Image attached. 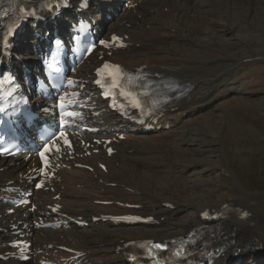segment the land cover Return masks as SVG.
Instances as JSON below:
<instances>
[{
  "label": "bare ground",
  "instance_id": "6f19581e",
  "mask_svg": "<svg viewBox=\"0 0 264 264\" xmlns=\"http://www.w3.org/2000/svg\"><path fill=\"white\" fill-rule=\"evenodd\" d=\"M100 1L112 3L116 0L91 1L89 12L99 16V22L107 11ZM243 1L247 4L251 2V0H130V2H139V5L135 10L125 8L120 15V22H129L131 27L109 25L108 32L117 31L119 35L128 36V43L134 42V45H129L125 50L114 52L109 60L127 66L144 65L151 73L159 72L163 77L176 79L178 84L188 85L189 90L173 102L164 114L163 118L170 125L171 130L160 128L142 134L136 128L123 125L111 114L103 113L106 133L103 137L114 134L119 129H125L128 131L127 140L120 143V150L111 159L100 156V160L107 163V173L98 167H95L94 173L77 168L61 172L62 182L57 184V188L61 192V204L70 215L91 217L107 212L123 213L124 210L116 205L102 206L95 202L100 199L118 202L130 199V202L141 206L142 213H150L156 206L154 213L160 216L165 215L167 204L177 206L182 204L186 208L187 215L171 223V227L166 228L167 230H163V237L184 234L191 227L200 224L199 214L209 208L204 195L207 190V179L203 176L214 166L211 167L212 159L198 158V149L193 146L192 137L198 134L200 128H213L219 121L217 118L221 120L222 115L228 108L231 109L232 105L243 106L248 100L240 96L226 100L217 96L214 100L208 101L207 97L213 91V86L205 83L208 77L201 78L198 74L192 73L189 67L197 68L198 62H206L211 66L226 62L227 67L231 66L227 55L221 52V43H217L215 37L219 36V32L223 29L240 27L243 22L239 20L241 17L246 20L250 18V7H245V3L241 4ZM255 1L260 5L261 1ZM164 8L167 9L166 12ZM149 11L154 14H149ZM231 12V15L237 17L233 20L234 24L228 20L230 19L228 14ZM191 15L193 17H190ZM221 15L225 18L222 19ZM64 24L65 22L59 20L54 24V28H62ZM182 38L185 41L181 40ZM238 40L244 41V37ZM137 43L139 45H136ZM149 43H155V48L148 45ZM159 44L162 47L160 49L157 48ZM171 46H174V49L166 50ZM29 47L18 45L15 48L18 56L24 61H27L25 58H28L26 56ZM255 56L257 57L258 53L255 52ZM173 57L181 63L174 62ZM34 59V57L29 58L31 62ZM17 64L21 63L13 60V65ZM85 77L84 72L83 78ZM183 123L186 124L184 129L182 125L177 126ZM96 159L92 156L88 161L91 163ZM8 164L9 161L0 160V167H5L0 172V180L10 176L15 177L14 170L24 163L21 162L19 166H8ZM198 166L202 167L201 174L196 178L188 176V172L194 173ZM218 171L238 188L236 195L231 196L232 194L230 195L227 190L219 199V204L226 202L232 207H238L228 213L227 218L219 225L220 230L227 235L223 253L229 255L231 248L239 246L241 247L239 256L243 258L244 243L253 242L260 251L255 257L261 263L256 264H264V195L248 194L232 170L219 167ZM96 174L97 178H95ZM111 182L116 183L117 186L106 185ZM38 195L42 196L41 193ZM246 208L250 211V216L246 221H240L238 214ZM40 210L43 208L39 207ZM3 219L5 218H0V225ZM109 227L117 230L112 232ZM133 228L111 223L104 226L91 224L88 230H79L71 226L62 231V240H59L58 234L54 232L34 235L36 241L43 245L55 241L56 245L67 243L70 247L81 249L86 264H126L125 258L121 255L122 250L116 248L121 247L122 242L126 240L123 239L126 233L120 230L126 229L127 234H135L131 231ZM65 239H69L70 242L64 241ZM99 245L101 247L96 248Z\"/></svg>",
  "mask_w": 264,
  "mask_h": 264
},
{
  "label": "rangeland",
  "instance_id": "374dc122",
  "mask_svg": "<svg viewBox=\"0 0 264 264\" xmlns=\"http://www.w3.org/2000/svg\"><path fill=\"white\" fill-rule=\"evenodd\" d=\"M260 1V5L255 0H251L250 4L243 1L241 4L245 3V7H250V18L246 20L244 17H241L239 20L243 22L240 27L230 28V30L223 29L219 32V36L215 37L217 43H221V52L227 55L231 66L227 67L226 62L212 64L213 66L208 65L206 62H198L197 68L196 66H193L194 68L192 66L189 67L192 73L198 74L201 78L208 77L205 83L213 86V91L207 97L208 101L214 100V97L217 96L225 100L236 99L237 96H240L248 100L249 103V105L246 103V105L238 107L232 105L234 108L232 106L231 109L228 108L224 115H222L221 120L217 118V121H219L213 128H200L198 134L192 137L194 138V141H192L193 146L198 149V158H210L212 159L211 167L214 166L203 176L204 179H207V190L204 195L209 206L218 205L220 203L219 199L222 197L221 194L224 191L228 190L230 195L232 194L231 196L236 195L238 192L236 185L232 182L230 183L218 171L219 167L232 170L240 185L248 194L264 195V8H262V6L264 7V0H258V2ZM100 2L104 4L105 9L109 10V13L114 9L121 10L120 5H117L112 10L109 9L118 4L117 0L112 3L106 1ZM136 7H134V10ZM125 8L127 7H124L123 11ZM148 13L154 14L150 11ZM231 14L232 12L228 14V16L230 15V19L228 20H230V23H233V20L237 17ZM190 17L193 16L191 15ZM115 18L116 16L113 17V20ZM221 18L224 19L225 16L221 15ZM243 25L245 26L243 27ZM240 37L242 39L244 37V41H239ZM181 40L185 41L183 38ZM32 43V41H28L26 45L30 46L28 50L31 49ZM152 45L155 48L156 45L153 43ZM157 48H162L161 44ZM172 49H174V46L166 50L171 51ZM199 50L201 51V48ZM255 52L258 53L257 57L255 56ZM195 56L199 57V55ZM258 57L261 58L256 59ZM29 58L31 57L25 58V60ZM173 58L175 59H173L174 62L181 63L175 57ZM250 58L254 60L244 62V60ZM235 60L237 62L241 61V63L237 64ZM181 125L182 129H184L186 124L183 123ZM221 151L224 152L222 153ZM201 170L202 167L198 166V169L194 173L188 172L189 175H187L196 178L201 174ZM95 178H97V174ZM82 198L85 199V197ZM149 214L154 215L153 213ZM186 215V208L182 204H179V206L175 205L174 209H167L165 211V215L162 216L164 220L161 222L162 225L160 227L138 226L131 231L133 233L137 232L139 235L148 233V235L155 236L156 239H163V230H167L171 227V223L177 219H183ZM109 228L112 232L117 230L114 227ZM125 230H120L122 233H126L123 239L127 240L134 236V234H127L128 230ZM137 234L136 236H138ZM64 241L70 242L69 239H65ZM100 247L101 245L96 246V248ZM256 251L245 255V258L239 264L261 263L255 257L260 251L258 249Z\"/></svg>",
  "mask_w": 264,
  "mask_h": 264
},
{
  "label": "snow or ice",
  "instance_id": "6c2138e0",
  "mask_svg": "<svg viewBox=\"0 0 264 264\" xmlns=\"http://www.w3.org/2000/svg\"><path fill=\"white\" fill-rule=\"evenodd\" d=\"M115 39V38H114ZM109 67V65H107V64H105L104 65V68L105 69H107ZM114 68H115V71L117 72V73H119L120 72V69H119V66H114ZM100 70H98V72H99ZM111 74V73H110ZM99 82V81H98ZM69 83H71V81L69 82ZM134 106H136V107H139V103L138 102H135L134 103ZM49 149L48 148H45V150H44V152H41V157L43 158L44 157V154H45V152H47ZM38 187L40 186V185H37ZM155 247L156 248H162V245H159V244H157V245H155Z\"/></svg>",
  "mask_w": 264,
  "mask_h": 264
}]
</instances>
